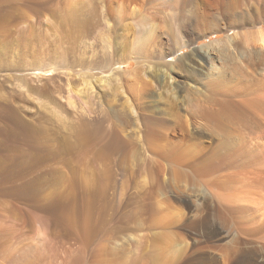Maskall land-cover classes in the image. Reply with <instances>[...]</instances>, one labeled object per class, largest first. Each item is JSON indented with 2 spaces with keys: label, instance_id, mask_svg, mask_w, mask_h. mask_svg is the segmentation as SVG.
I'll return each instance as SVG.
<instances>
[{
  "label": "rangeland",
  "instance_id": "1",
  "mask_svg": "<svg viewBox=\"0 0 264 264\" xmlns=\"http://www.w3.org/2000/svg\"><path fill=\"white\" fill-rule=\"evenodd\" d=\"M116 5L0 0V264H264V240L237 232L264 217L249 224L214 209L218 190L245 198L252 188L264 201V164L254 162L261 107L213 88L201 59L222 34L177 49L172 15L159 9L162 25L139 49L132 7ZM182 57L189 64L178 71ZM115 61L126 64L108 69ZM21 77L42 94L24 93ZM167 137L181 139L180 160L161 153L173 148ZM196 153L226 164L201 173L188 161Z\"/></svg>",
  "mask_w": 264,
  "mask_h": 264
},
{
  "label": "bare ground",
  "instance_id": "2",
  "mask_svg": "<svg viewBox=\"0 0 264 264\" xmlns=\"http://www.w3.org/2000/svg\"><path fill=\"white\" fill-rule=\"evenodd\" d=\"M99 3L102 7L109 6L110 4H112V5L117 4L116 8H117L118 13L126 11V9H130V7H132L131 8L132 21H133L135 27L137 28V30L136 29L135 30L137 31L136 32L137 37L139 38V41H138L139 44L137 43L138 45H136V47L138 48V46L140 45L139 49H141V47H143L142 45L146 44V42L149 41V38H151L154 35L153 33L156 31L157 27H159V25L161 24V21H162L161 16L163 14L160 15L159 9H165V11H168V13L170 12L172 15L175 27L177 28V32H176L175 36H177L178 38L181 39V42L178 44L179 48H177V49H180V48L182 49L183 46H187V47L192 46V45L194 46V44H196V42H198L201 39H205L212 34H215V33L222 34L221 37H218V39L211 41V43H208V44L204 45L203 48H201V49H203V52L201 55L202 56L201 59L204 61L203 64H205V63L211 64V67L209 68V72L207 74V76H208L207 79H210L209 83H211L214 86L213 88H216V89L218 88V89H222V90H232V92H234L236 94H238V92H239V93H241V97L246 95L250 99L247 98V99H244V101H247L250 104H251L250 100L252 98H255L256 103L259 104V106L261 108H260V113L258 115H256L255 117H253L254 118L253 123H255L256 127L264 129V0H99ZM104 9H106V8H104ZM161 12H162V10H161ZM28 18H30V17H28ZM162 18L164 19V17H162ZM32 21L33 20L30 19V22H32ZM165 29H166V27H165ZM168 34L169 33H167L166 35L168 36ZM153 38H151V39H153ZM176 38H174V39H176ZM151 41H149V42H151ZM178 41H176V42H178ZM195 49L197 51L194 50V51H192V53L198 55V53H199L198 49L197 48H195ZM201 49H199V50H201ZM140 51H142V50H140ZM143 51H144V49H143ZM166 52H167V55H168V53H170V55H168L169 57L174 56L177 53L175 48L172 47V45H171V48L166 50ZM138 53H139V50H138ZM139 55H140V53H139ZM190 61H191L190 63H193L191 59H190ZM40 63H42V62H40ZM54 64H55V62H54ZM54 64H53V66H54ZM114 64H118V67H116V68H119V67L124 68V65L126 64V62L115 61V62L110 63L107 68L111 69ZM188 64H189L188 59H186V58L183 59V57H182V60L178 61V63H177L178 67H176V69H178V71H180V70L182 71L183 69H186L188 67ZM44 65L33 64L32 66L30 65V67H31L30 69H33L34 71L44 70L45 69ZM170 67H172V66L169 63V61H165L164 63L159 64L158 70L164 72V71H167L165 68H168V70H169ZM13 77H15V76H13ZM17 80L18 81L16 82L15 85H17L20 88L22 87L23 89H25L24 93H27L28 96L31 98L33 97V99L36 98V95H35L36 93L40 94L43 91V89H40L39 87H35V86L30 85L28 82V79L26 80L25 78L21 77V78H18ZM0 89H2V88H0ZM220 91H218V92H220ZM231 98H232V96H231ZM37 100L41 102V104L44 108H46L50 111V114H52L53 116L57 117L60 120H66V115L64 116V114H63L64 111L62 112V111H60V109H58V107L56 105H52L53 102L48 103L47 101L39 100V98H37ZM223 100H225V99H223ZM225 101H227V100H225ZM68 102L71 105H73L75 102L74 97H69ZM226 103L230 104L228 102H226ZM232 103L233 102H231V104ZM234 104H236V103H234ZM239 106H240V104H239ZM234 107H235V105H234ZM256 107H257V105H256ZM202 108H203V106H202ZM238 108H240V107H238ZM241 108H242V106H241ZM221 111H223V109ZM240 112L241 111H239V113ZM196 113L194 115H196ZM184 128H186V127H184ZM179 132H181V131L178 130V133L176 132V135L177 134H178V136L183 135V132H181V133H179ZM192 132L194 133L193 130H192ZM190 134H192V133H190ZM260 137L264 138V131L260 135ZM167 138L169 141L168 145H172L173 148H168V149L162 150L161 153L164 155V157L169 158L170 156L173 155L174 159L176 158V159L180 160L182 157H180V156L176 157V156H178V154L180 153V151H178L177 148L179 147L181 139L178 138L177 140L173 141L172 137H167ZM190 138H191V136H190ZM202 146H205V144ZM260 146L262 148V151L258 155H256V153H255V155L253 154L254 155V162L261 161L264 164V140L262 143H260ZM191 151L193 152V150H191ZM135 154H136L135 149H133V155H135ZM193 154L191 156L187 155V156L191 157L188 161L191 164H193L196 168L200 169L199 172H201V173L202 172L204 173L206 171L209 172V171L218 170L219 168L222 167L219 165H221L222 163H225L222 160H224V161L226 160L225 158L224 159L222 158L220 162H215V161L213 162L212 160H210L208 158H205V157L203 158L202 156H204V154H202V156L201 155L199 156L197 153H196L197 156H193ZM216 154H218V152ZM249 155L252 156V154H249ZM215 156H213V157H215ZM219 156L221 157V155H219ZM222 156H224V155H222ZM250 156H249V158H250ZM210 157H212V156H210ZM174 159H173V161H175ZM255 159H257L259 161H255ZM252 161H253V159H252ZM248 165H249V162H248ZM231 170H233V169L231 168ZM260 170H261V168H260ZM240 177L241 176H239V178ZM250 190H249V192L247 191L249 193L248 196H250V194L252 192ZM253 191L255 192L256 190H253ZM241 192H242V190H241ZM243 194H245V193H243ZM238 196L234 192H230V191H227V192L226 191L225 192L220 191L219 192V190H218V192H215L213 194V200L215 201L214 209H215V207H217L218 209H221V210H224V211L230 213V215L231 214L241 215L244 217L243 218L244 220H245L246 216H251V217H247V218H249V220L251 218L252 224H254V223L258 224L257 219L259 217H262V216L264 217V201L259 198L258 193L256 195V197L258 196L257 198H251V196L249 198H248V196L244 198L243 195H242V198L240 196H239L240 197L239 198ZM260 197H261V195H260ZM205 210L206 209H203L201 211V217H205L204 216ZM241 216L239 219H242ZM237 218H238V216H237ZM251 220L248 221L249 224L251 223ZM259 221H260V223H262V224H260L261 226L260 225H254L257 227L253 226V228H246L247 226L245 227V225L243 226L244 227L243 228L242 225H240L238 223L241 227L238 226L239 229H237L238 230L237 232H239V234L244 235L246 237L256 236L257 238L264 240V234H262L263 233L262 230H264V226H263L264 220L262 221V219H260ZM243 223L246 224L245 222H243ZM166 236L168 237L167 234H166ZM39 237L41 238V235L38 236V238ZM165 237H164V239H165ZM168 238H166V239H168ZM29 245H30V243H29ZM32 248H33L32 246L25 247V249H28L29 252H31V250H34ZM26 255H27V253H26ZM182 259H184V260H182V262H185L187 259V254L184 255V257H182Z\"/></svg>",
  "mask_w": 264,
  "mask_h": 264
}]
</instances>
